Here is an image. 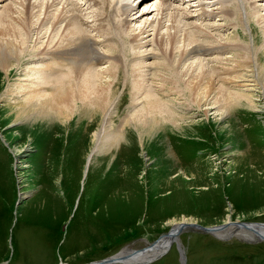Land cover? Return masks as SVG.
Masks as SVG:
<instances>
[{"label":"rangeland","instance_id":"rangeland-1","mask_svg":"<svg viewBox=\"0 0 264 264\" xmlns=\"http://www.w3.org/2000/svg\"><path fill=\"white\" fill-rule=\"evenodd\" d=\"M156 1L150 0L146 5L140 3L137 9H148L144 20L152 22L153 26L157 19L162 20V25L158 28L160 35L170 25V17H175L180 22L178 29L184 28L188 32L198 29V33L194 34L196 33L201 43L218 41L233 46L240 43L251 51L258 50L259 63L255 65L259 72L260 66H264V22L258 19L264 15V9L257 6L262 0H255L253 3L246 1L241 21L235 14L233 0L228 1L232 9L231 17L227 18L219 14L206 16L207 18L200 16L197 13L198 6L192 5L195 4L193 0L189 3L192 6L187 5L186 1L176 3L166 0L168 7L163 9L162 14H156ZM67 2L68 0H61L63 5ZM7 3L20 8L16 1L0 0V10ZM89 7V10L85 8L82 13L90 21L97 10L93 4ZM180 8L191 12L180 15ZM130 14L127 17L129 19L132 17V13ZM130 21L126 28L128 30H123L125 36L120 49L122 48L124 61L132 65L128 66V72L134 70L133 66L135 70L134 73H127L128 81L126 79L124 84L123 70L119 68L120 72L114 80L111 95L112 101L116 99L111 109V117L114 119L112 122L115 124L111 128L114 130L120 126V118L124 119L129 111L132 113L129 107L130 87L132 88L135 72L136 77L142 79V75H139L141 63L135 65L137 59L133 58V54L143 51L142 48L157 54V57L145 58L142 68L145 73L140 72L146 77L142 81L148 89L155 87L152 81L156 80L155 73L166 72L163 74L165 76L169 74L166 69L170 66L165 63L173 64L172 68L175 65L181 71L189 67L197 69L196 62H202L208 70L232 63L226 59L233 58L234 50L224 49L219 52L218 58L214 51L206 52L197 48L196 53L187 56L182 63L175 64V61H171L172 56L169 58V51L179 46L180 40L176 39L175 46L163 42L162 52H167L162 55L159 46L152 43L153 35L148 36L149 41L145 42V47L132 48L131 34H139L138 29L141 27L136 26L143 19ZM173 31L170 28L169 32ZM29 32L27 37L32 34L37 37L39 25L30 26ZM203 32L209 37L203 39ZM180 33L181 31L178 38ZM34 37L27 42L30 45L29 52L20 59L21 63L11 68L10 74L3 75L4 78L0 81V85L3 84L0 89V264H86L85 262L102 259L120 250L142 249L160 234L167 233L173 226L170 224L172 219L179 220L184 215L204 225L225 222L228 218L264 222V92L260 85L254 91L241 85L231 86L230 92L247 90L246 95L251 96L257 107L250 109L234 106L223 118L211 108L205 115L202 107L192 100L187 90L182 91V96L179 97L161 93V99L167 101L162 106L173 114L174 119L168 121L159 118L160 140L153 139L156 140L154 147L149 148V144H146V149H143L136 141L128 149L129 155L124 154L125 161L122 153L127 152L119 150L117 144H105L101 146V152L91 154L92 134L103 122V116L94 113L91 107L84 110L82 115L73 112L72 118L65 123L68 128L70 126L71 136L61 132L60 127L63 125L56 118H50V121L49 117H45L49 119L47 122L39 117L21 125L13 124L6 116L9 109L5 108L6 99H2V94L16 82L26 84L30 81L23 79V68L32 60L39 45L38 43L35 49L31 48L36 42ZM43 42L47 44L45 39ZM164 46L169 48L165 49ZM101 49L109 54L111 52L105 45ZM164 55L167 60L165 63ZM39 57L37 61H40ZM152 61H155V67ZM99 62L96 64L98 67L106 68L107 61L101 59ZM161 62L165 65L163 69L158 66ZM31 75L34 76L33 80L39 78L36 73L31 72ZM157 81L159 82L158 79ZM177 84L182 89V82H176ZM173 97L176 100H172ZM9 101L13 102L14 99L6 102ZM137 105V109L142 106L140 103ZM211 105L213 106H209ZM130 114L129 118L132 116ZM179 115L185 116L184 121L178 120L179 124L184 125L182 129L171 123ZM38 120L47 122L49 131L43 123H39V127L31 126L36 125ZM230 120L235 127L231 134L228 133ZM186 123L193 125L188 128ZM223 127L225 128L222 130ZM247 154L250 157L239 163V158ZM158 157L162 160L159 168L156 164ZM206 188H209V192L204 190ZM177 241L183 248L185 264H264V239L245 241L235 235L218 239L210 234L187 229L177 235ZM138 264H180L175 241L158 257Z\"/></svg>","mask_w":264,"mask_h":264},{"label":"bare ground","instance_id":"bare-ground-1","mask_svg":"<svg viewBox=\"0 0 264 264\" xmlns=\"http://www.w3.org/2000/svg\"><path fill=\"white\" fill-rule=\"evenodd\" d=\"M12 1H16L20 8L17 9L13 6L12 3V5L10 3H7L3 5L0 10V81H2V79L4 78L3 75H9L12 71L11 68L16 67V65L18 66V64L21 63L20 59L24 55H26L25 53L29 52L28 49L30 45L27 42L31 41V39L34 37L33 34L30 37H27L30 33V26L36 27L37 25H39V35L37 37H34L36 42L34 45H32L33 47L31 48L35 49L38 43L39 45L35 49V54L33 55L32 60L28 62V65L26 67L24 66L25 69L23 68V75L25 76L23 79H29L30 81H28V83L26 84L16 82L10 88H6V90L2 94V99L4 101L5 99L6 101L9 99H14L13 102L5 101V108L9 109V112L6 113L7 118L10 122H13V124H25L27 120L33 121L39 117H43L42 120L45 119V117H49V119L56 118L61 121V124L63 125L60 127L61 132H65L71 136V131H69L70 126L68 128V125H65V123L68 121V119L70 120V118H72L73 112H77L79 113L78 115H82L84 113V110H87L91 107L94 113H100L103 116V122L98 125V130L94 134H92L91 142L93 143V146L91 144V154L95 153V151L101 152V146L105 144H117L119 145V150L127 152L122 153L123 160L125 161V155L128 154V149H130L131 146L135 145L136 141L141 147H143V149H146V144H149V148L154 147V142L156 140H160L158 138L159 118L168 121H170V119H174L173 114L169 113L167 108L162 106L165 105L167 101H163L161 99V93H166L167 95L173 94L179 97V95L182 94V91L187 90V93L190 97H192V100H195L194 102L198 106H200V108L202 107L205 115L207 110L211 108L215 109V112H218L217 114L220 115V118H223L230 113V109L234 106L246 107L250 109L253 108V106L257 107L251 96L246 95L248 94L245 93L247 92V90H243L242 92H233L232 90V92H230V88H232L231 86L241 85L242 87H249L251 91H254V88L260 85L264 92V66L262 64L261 65L263 67L259 65V72L257 69L258 66L256 67L255 65V63H259V55L257 54L258 50H255V52L251 51L249 47H245L246 45L243 46L240 43H236L235 46L228 43L221 44L218 41H216L217 43L211 41L209 43H201V41H198L196 36V33H198V29L194 30L193 32H188L187 30L184 31V28L178 29V27H180V22L179 20L177 21L175 17H170V19L168 20L170 22V25L168 27H165L164 32H162V34L160 35L158 28L162 25V20L157 19L156 25L153 26L152 22L144 20V17H146L147 15L146 12H148V9H142L141 11H138L137 9L140 3L146 5L148 2H150V0H89L93 5H95V9L97 10L95 11L94 15H92L93 19L90 21L87 19L88 16L86 17L82 14L83 3L86 0H83L82 3H76L72 0H68L66 5H63L61 3V0ZM193 1H195L196 4L192 5L198 6L199 11L197 10V13H199L200 16L210 17L213 14H219L225 18L231 17L232 7L228 3L229 0ZM246 1L249 2V0H233V5L236 7L235 14L237 13V18L239 21H241L243 18L242 10L245 7ZM251 1L252 3L255 2V0H250V2ZM260 3L261 4L257 6L264 9V0H262ZM150 6H152V4ZM257 6L256 8L258 9ZM167 7L168 3H166V0H157L154 10H156V14H162L163 9ZM180 11H182V9ZM68 12H70V15L68 14ZM176 12L179 13L178 9H176ZM190 12H188V10H186V12L185 10H183L180 15H182V13L183 15L185 13L188 15ZM130 13H132V17L130 18L131 20L139 21V19H143L144 22H141V20L140 23H143L142 26H140L141 24L139 26H136L138 28L141 27L138 29L139 34H136L137 32L131 34L130 42H132L133 44L132 48L136 47L135 49H137L138 46L140 48L141 46L145 47V42L148 43L149 41L147 39L148 36L153 35L152 43H155L157 46H159L158 48L162 55L163 53L165 54V52H167H162L161 47L163 46V42H168L169 44L175 46L177 45L176 39H178V41L180 40L181 44L179 46L177 45L173 50L171 49L169 51L171 53L169 58H171L172 56L171 61H175V64L182 63V61L187 56L189 57V55L196 53L197 48L205 50L206 52L214 51L215 54L218 55V58L220 55L219 52H223L224 49L234 50L235 54L232 59H226L232 62L231 65H228L226 63V65L224 66H220L217 68L211 67V69L208 70L206 67H204L205 65L202 64V62L197 63L195 61L197 69H192L189 67L188 69L182 71L176 69L175 65V68H172V63V65H169L170 63H165V61L167 60L165 57L166 55H164L163 62L165 63V65L167 64L168 66H170L169 69L168 67L166 69L168 70L169 74L165 76L163 74H166V72H163V74L155 73V77H153L156 80H152L154 81L153 83L155 87H150L152 89H148L144 86L145 84H143L142 81L143 78L146 79V77L144 74H140V72L145 73V70L142 72L145 58H149L152 56L157 57V54L152 51L148 52L145 48H142L144 49L143 51L140 50V52L133 54L135 56L133 58L137 59V61L135 60L136 63L134 62L135 65L137 64L138 66V64L141 63L139 65V75L140 77L142 75V79H140L138 76L136 77L137 72H135V75H133L134 80L132 88L130 87L129 107L130 110L132 109V113L130 114L129 111V113L124 116V119L120 118V126L117 128V130H114V128H111L113 124L112 121H114V119H112L111 117V109L114 107V103L116 100L115 99L112 101L111 99L112 88L114 85L113 83L120 72L119 68H122L123 70L124 83L127 79V73L130 72H128V66H132L131 64L129 65V63H127L128 61H124L121 50L122 48L120 49V44H122L123 36H125L124 31L126 30V28H128L129 22H131L130 19L127 18L131 15ZM260 15L261 14H259V16ZM263 16L261 15L260 17H258L261 22H264ZM29 22H31L30 25L28 24ZM170 28L174 30L172 33L169 32ZM149 29H151V32H148ZM180 31L181 36L180 38H178V34ZM194 32L196 33L194 34ZM205 32H203L204 34H202L203 39L209 37V35H207V33ZM99 38L101 39L99 40ZM141 38H144V41ZM43 39H45V42H47V44L43 42ZM111 42H113L114 44H111ZM26 44L27 46L25 47L24 45ZM102 45L108 47V51H111L110 54L109 52H107V54L106 52L102 51ZM262 46L264 47V45ZM164 48L167 49L169 47L166 48L164 46ZM37 57H39L38 60L40 61H37ZM101 59L107 61L106 68L98 67L96 65L97 63H100L99 61ZM133 61L134 60H132V62ZM153 62L155 63V61H152V64ZM163 62L159 63L158 65L162 67V69L164 65ZM154 65L155 64H153V66ZM179 66L178 68H180ZM133 68L135 70V66H133ZM130 70L132 71V68ZM31 72H33L34 74L36 73L39 78H35V80H33L32 78L34 76L31 75ZM132 72H130V74ZM171 73L172 76L170 75ZM104 77H106V79ZM157 79L160 83L157 81ZM176 82H182V89L178 86V84L176 85ZM2 86L0 85V89L2 88ZM177 87H179V89ZM227 89L230 90L228 91ZM174 99L176 100V98L173 97L172 100ZM209 100H211V103L209 102ZM137 103L142 104L139 109H137ZM210 104H213V106H209ZM167 113L168 116H166ZM129 114L132 115L130 118L128 117ZM184 118V115H179V117L171 123L176 128L182 129L184 128V125L179 124L178 120H183ZM128 119H131L130 122L124 125V123H126ZM48 120L47 122H49ZM47 122L39 121L37 123L38 125L36 124L31 126L39 127V123H43L44 127H46L45 129L48 130V125H46ZM229 123L230 125L228 126V133L231 134L232 132H234L235 127L232 126L231 120L229 121ZM186 124L188 125V128L192 127L193 125L191 123ZM224 128L225 127H223L222 130ZM149 139L150 141L148 142ZM90 157L91 155L89 154L88 161H90ZM249 157V154L240 157L239 163L246 161ZM161 162L162 160L158 157V159H156L158 168L161 166ZM187 169L179 170L184 171ZM204 190H206V192H209V188H206ZM193 221L195 222L193 218H188L185 215L182 216L179 220L172 219L170 221V224L173 226L167 233L161 235L158 239H156L154 243H149L142 249L120 250L116 253L115 256L119 259L114 260L111 264H125L126 261L146 259L163 249L169 242V240H173V237L177 238V235L181 231L187 229L210 234L216 238H218L219 236L228 235L229 237L231 235H235L245 239V241H250L257 235L264 236V222L253 224V229L230 224L223 228L215 229L212 232H206L194 228L193 226L190 227L188 223ZM227 221H229V218L226 219L225 222ZM180 226L182 227L175 234V230H178ZM171 242L167 244L168 247ZM95 264L107 263L105 261H100Z\"/></svg>","mask_w":264,"mask_h":264},{"label":"water","instance_id":"water-1","mask_svg":"<svg viewBox=\"0 0 264 264\" xmlns=\"http://www.w3.org/2000/svg\"><path fill=\"white\" fill-rule=\"evenodd\" d=\"M256 223H261V221H245V220L233 219V220H229V221H227L225 223L224 222H220L218 224H212V225H204V224H201V223H198V222H194V221L193 222H189L188 224L190 225V227L193 226L194 228H197V229L202 230V231L212 232L215 229L223 228V227H225L227 225H230V224L246 227L248 229H253L252 225L256 224ZM181 227L182 226H180L178 228V230L177 229L175 230V234L180 230ZM160 236H161V234L158 237H160ZM227 237H228V235L219 236L218 238L226 239ZM157 238H155L154 240L150 241V243H154ZM260 239H264V236L263 235H257V236H255V238H252L251 240H260ZM173 240L175 241V244H176V247H177L179 263L180 264H185V257H184V253H183V248L179 245V242L177 241V238L173 237ZM173 240H169V242H171ZM167 244H166V246L163 249H161L160 251H158L157 253H155L154 255H151L150 257H148L146 259L126 261V263L138 264V263L148 262L149 260H152V259L158 257L159 255H161L163 252H165V250L168 248ZM115 256H116V254L113 253V254L108 255V256H106V257H104L102 259L91 260V261H88V262H85V263L86 264H95V263H98L100 261H105L107 264H111L114 260L119 259L118 257H115ZM82 264H84V263H82Z\"/></svg>","mask_w":264,"mask_h":264}]
</instances>
